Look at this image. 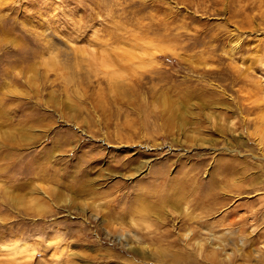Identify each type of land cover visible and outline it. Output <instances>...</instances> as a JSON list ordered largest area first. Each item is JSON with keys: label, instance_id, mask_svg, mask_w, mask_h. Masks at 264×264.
<instances>
[{"label": "rangeland", "instance_id": "374dc122", "mask_svg": "<svg viewBox=\"0 0 264 264\" xmlns=\"http://www.w3.org/2000/svg\"><path fill=\"white\" fill-rule=\"evenodd\" d=\"M264 0H0V264H264Z\"/></svg>", "mask_w": 264, "mask_h": 264}, {"label": "bare ground", "instance_id": "6f19581e", "mask_svg": "<svg viewBox=\"0 0 264 264\" xmlns=\"http://www.w3.org/2000/svg\"><path fill=\"white\" fill-rule=\"evenodd\" d=\"M253 260H258L259 263H264V253H260L257 257H253Z\"/></svg>", "mask_w": 264, "mask_h": 264}]
</instances>
